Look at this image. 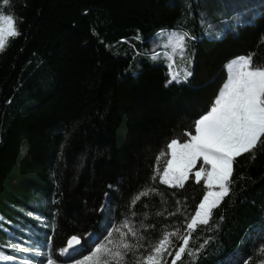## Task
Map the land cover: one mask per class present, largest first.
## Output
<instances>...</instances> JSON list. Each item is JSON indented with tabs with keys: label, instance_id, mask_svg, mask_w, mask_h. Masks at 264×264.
Listing matches in <instances>:
<instances>
[{
	"label": "trees",
	"instance_id": "1",
	"mask_svg": "<svg viewBox=\"0 0 264 264\" xmlns=\"http://www.w3.org/2000/svg\"><path fill=\"white\" fill-rule=\"evenodd\" d=\"M224 3L0 0L20 33L0 51V252L6 257L0 264L33 257L8 246L13 243L30 249L47 242L59 258L67 238L80 235L89 249L84 233L100 242L105 226L126 218L143 237L137 255L147 254L164 231L188 234L186 219L203 197V180L191 173L183 187L164 184L156 169L165 158L156 157L167 154L166 139L194 132L195 113L210 107L227 62L252 54L254 64H264V0L250 2L253 21L228 27L220 38L202 36L201 19ZM176 28L195 37L194 64L189 80L169 82L168 66L151 57L163 53L159 30ZM250 155L235 158L229 194L209 224L191 232L188 250L207 243L176 264L264 262L253 251L264 226V139L254 160ZM144 188L156 192L132 205ZM171 241L175 250L183 242L176 235ZM135 258L129 253L127 264Z\"/></svg>",
	"mask_w": 264,
	"mask_h": 264
},
{
	"label": "snow or ice",
	"instance_id": "2",
	"mask_svg": "<svg viewBox=\"0 0 264 264\" xmlns=\"http://www.w3.org/2000/svg\"><path fill=\"white\" fill-rule=\"evenodd\" d=\"M3 2L7 4L8 0ZM200 23L204 24L205 21L201 19ZM159 32L161 34L166 32L171 44V49L164 55L169 69V82L187 81L192 73L188 71L187 65L182 66V72L177 70L174 67V57L178 55L182 60L186 59L188 42L195 37L190 32L178 28L161 29ZM19 34L14 16L0 11V51L4 50L9 37ZM158 55L155 52L152 54L153 58ZM225 68L227 78L210 107L205 106L195 113L198 118L193 121L194 132L186 131V136L182 139H166L164 147L167 154L161 150L156 157L157 161L161 157L165 158L163 170L159 174V179L164 184L183 187L190 173H194L196 182L203 180L206 188L203 197L195 207L194 214L190 219H186L188 234L179 235L178 231L173 233L164 231L162 238L147 251V254L137 255L136 250L141 247L139 241L143 237L129 226L126 218L121 221L120 226L113 224L111 229L105 226L104 231L107 235L98 243L93 241L95 246H89L90 250L81 244L80 235L69 236L67 244L58 249L59 258H54L53 252L47 249V242L42 246L47 249L45 251L40 250L41 246L31 250L26 249L19 243L8 246L21 252H31L34 261H27L26 264H61V262L63 264H113V262L127 264L129 253L136 257L133 264H165L163 259L165 254L172 257L171 264H176L184 253L189 256L199 253L207 241L189 251L191 232L200 224L208 225L212 210L229 194L235 158L250 153V159L254 160L255 149L264 139V64H254L253 55L247 54L232 58ZM201 112L203 114H200ZM198 160L202 163L195 167ZM156 171H160L159 167ZM149 192H156V189H141L139 193L133 195L131 204L134 205L141 196H147ZM141 226L146 227L143 223ZM114 232L118 235V239H113ZM129 233L131 238H135V243L129 238ZM171 235H176L183 241L179 243L174 256L171 249L175 246L170 239ZM84 236L90 234L84 233ZM77 247L88 251V254L83 255L82 252L77 251ZM253 251L264 254V226L259 228L254 237ZM75 256L80 258L74 259ZM0 258H6L2 252ZM244 264H248V261Z\"/></svg>",
	"mask_w": 264,
	"mask_h": 264
},
{
	"label": "rangeland",
	"instance_id": "3",
	"mask_svg": "<svg viewBox=\"0 0 264 264\" xmlns=\"http://www.w3.org/2000/svg\"><path fill=\"white\" fill-rule=\"evenodd\" d=\"M251 1L252 0H224L225 3L221 4V7L217 9L215 15H211L210 13H208L206 20L203 19L205 23L201 24L202 25V36L208 37V38H220L225 34L228 27L236 26L237 24H242V23H238V21L242 20L243 23L253 21V17L256 14V11L253 10L249 6ZM258 1H261V0H258ZM217 19L222 20V22L219 25H215V22ZM209 25H211V27H209ZM182 30L190 32V30H186V29H182ZM190 33L193 36L192 32ZM167 37H168V34L166 32L163 34H159L156 44L158 48H161L163 50V53H160L156 58L151 57V59L156 63H162L168 66V64L165 62V59H164V55L167 53V51L171 49V44L168 41ZM193 47H194L193 42L192 40H190L188 42V47H187V58L182 60L178 55L174 57V67L177 70L182 72L183 70L182 66L187 65L188 71L192 73V68L194 64ZM226 74H227V71H226ZM191 76L187 80H189ZM200 163H202V161L198 160L197 165L195 167H198ZM159 170L160 171L157 172L158 175L160 174V172H162L163 169H159ZM170 239H171V236H170ZM91 241L97 242V237L92 236ZM38 246H41V245L37 243H32L30 250ZM90 246L94 247L95 244L93 243ZM40 250L45 251L47 249L41 246ZM171 251H172V256H174L175 254L174 247L171 249ZM20 256L22 258L21 257L13 258L11 259V262L13 264H26L27 261H34L33 257H28L27 255H24V254H21ZM163 259L165 261V264H171V259H172L171 256L165 254Z\"/></svg>",
	"mask_w": 264,
	"mask_h": 264
},
{
	"label": "water",
	"instance_id": "4",
	"mask_svg": "<svg viewBox=\"0 0 264 264\" xmlns=\"http://www.w3.org/2000/svg\"><path fill=\"white\" fill-rule=\"evenodd\" d=\"M81 244H83V238L81 237ZM77 249H79V247H77Z\"/></svg>",
	"mask_w": 264,
	"mask_h": 264
}]
</instances>
